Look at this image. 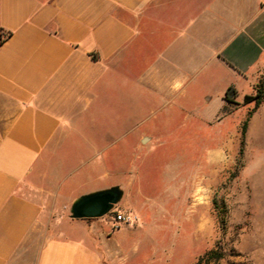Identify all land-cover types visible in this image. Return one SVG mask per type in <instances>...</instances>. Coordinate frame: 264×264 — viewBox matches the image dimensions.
I'll return each instance as SVG.
<instances>
[{"label":"crops","instance_id":"crops-1","mask_svg":"<svg viewBox=\"0 0 264 264\" xmlns=\"http://www.w3.org/2000/svg\"><path fill=\"white\" fill-rule=\"evenodd\" d=\"M262 75L264 0H0V264L154 261L122 244L144 236L154 247L152 217L127 202L142 223L109 231L58 215L34 194L41 163L68 142L109 146L92 130L126 113L117 106L127 93L198 114L203 134L223 128ZM251 124L264 129V96Z\"/></svg>","mask_w":264,"mask_h":264},{"label":"rangeland","instance_id":"rangeland-1","mask_svg":"<svg viewBox=\"0 0 264 264\" xmlns=\"http://www.w3.org/2000/svg\"><path fill=\"white\" fill-rule=\"evenodd\" d=\"M122 97L117 107L126 113L108 114L92 130L110 145L68 142L50 152L37 171L43 188L34 191L37 198L69 216L78 195L118 185L122 196L111 210L132 211L125 205L130 202L146 220L152 217L145 229L153 231L154 247L144 236L122 243L128 252L135 245L143 256L156 253L154 261L140 264H195L201 255L202 264H264V129L251 124L252 114L242 127L253 102L234 103V116L224 111L223 128L203 134L195 128L198 114L158 109L151 98L136 100L130 93ZM4 116L0 106V129ZM110 211L102 219H84L117 230Z\"/></svg>","mask_w":264,"mask_h":264},{"label":"water","instance_id":"water-1","mask_svg":"<svg viewBox=\"0 0 264 264\" xmlns=\"http://www.w3.org/2000/svg\"><path fill=\"white\" fill-rule=\"evenodd\" d=\"M232 95L233 89L230 87L226 96L230 98ZM121 196L122 189L118 185L82 193L72 200L69 206V216L71 218L101 217L111 210Z\"/></svg>","mask_w":264,"mask_h":264},{"label":"trees","instance_id":"trees-1","mask_svg":"<svg viewBox=\"0 0 264 264\" xmlns=\"http://www.w3.org/2000/svg\"><path fill=\"white\" fill-rule=\"evenodd\" d=\"M6 35H7L6 33L1 31V40H3ZM263 96H264V84L262 82H259L254 86V92L252 94H245L243 96V103L253 102L252 107L248 110L246 119L242 123L243 129L246 126V121L248 117L255 111V109L262 102ZM225 98L228 100L227 96H225ZM203 257H204L203 255L199 256L195 264L206 263V260H203Z\"/></svg>","mask_w":264,"mask_h":264},{"label":"built area","instance_id":"built-area-1","mask_svg":"<svg viewBox=\"0 0 264 264\" xmlns=\"http://www.w3.org/2000/svg\"><path fill=\"white\" fill-rule=\"evenodd\" d=\"M112 214V228L116 229L121 224H130L137 219V216L130 211L122 210V209H113L110 211Z\"/></svg>","mask_w":264,"mask_h":264}]
</instances>
